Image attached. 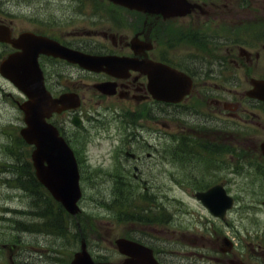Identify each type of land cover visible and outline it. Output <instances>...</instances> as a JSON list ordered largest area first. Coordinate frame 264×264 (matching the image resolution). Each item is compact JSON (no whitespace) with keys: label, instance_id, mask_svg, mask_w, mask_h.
<instances>
[{"label":"flooded vegetation","instance_id":"1","mask_svg":"<svg viewBox=\"0 0 264 264\" xmlns=\"http://www.w3.org/2000/svg\"><path fill=\"white\" fill-rule=\"evenodd\" d=\"M254 78L264 79V0H0L1 92L13 106L28 99L14 84L78 96L50 121L81 184L113 185L131 214L126 231L91 227L108 250L98 264H264V224L239 225L233 209L220 219L196 198L200 224L168 215L178 199L170 185L196 197L259 182L264 101L248 95ZM18 236L0 227V264L9 253L12 264H38L29 249L39 243ZM120 237L136 243L130 255Z\"/></svg>","mask_w":264,"mask_h":264},{"label":"water","instance_id":"2","mask_svg":"<svg viewBox=\"0 0 264 264\" xmlns=\"http://www.w3.org/2000/svg\"><path fill=\"white\" fill-rule=\"evenodd\" d=\"M261 92H264V84L258 85ZM33 88V87H32ZM32 93L31 101L26 104V120L28 127L23 131L29 142H34L38 145V149L34 152L35 164L38 166V175L42 182L54 193L69 211L75 213L78 210L77 200L80 197V188L75 179L63 178L60 170L48 172L41 170V165L44 160H50L52 155L62 157L63 162L67 161L66 149L52 150L51 145H64L63 141L58 137L55 128L46 122V116H49L51 111L59 109L57 104H49L43 102V92L41 90H28ZM264 97V93L261 95ZM70 180L67 182V180ZM85 250L76 255L73 264H92Z\"/></svg>","mask_w":264,"mask_h":264},{"label":"trees","instance_id":"3","mask_svg":"<svg viewBox=\"0 0 264 264\" xmlns=\"http://www.w3.org/2000/svg\"><path fill=\"white\" fill-rule=\"evenodd\" d=\"M27 174H25V178H21V180L24 182V185L26 188L31 189L32 191L36 188L39 189L40 195H41V207H43L45 212L42 214L44 216V219L46 220L42 226H44L45 231H49L48 233L51 232V230L56 229V231L59 232H65V225L64 223V214L62 213L61 210H57L56 214L49 208L51 207L52 199L48 197V192L44 189L43 186H41L37 180H34L35 178L33 177L34 175H31V172L29 171V167L26 168ZM46 194V195H45ZM37 202V201H36ZM49 206V207H48ZM52 208H53V203H52ZM48 210V212H47ZM57 219V221H56ZM42 220V219H41ZM57 223V225H56ZM42 224V223H41ZM56 226V227H55Z\"/></svg>","mask_w":264,"mask_h":264},{"label":"rangeland","instance_id":"4","mask_svg":"<svg viewBox=\"0 0 264 264\" xmlns=\"http://www.w3.org/2000/svg\"><path fill=\"white\" fill-rule=\"evenodd\" d=\"M2 158H3V154L0 153V162H4V161H5V160H2ZM261 183H262V182H261ZM240 186H241V185H240ZM245 186H248V185H245V184H244L243 187L245 188ZM255 187H257V189L264 190V186L261 187L260 182H259L258 185L255 186ZM107 188H108V186H99V188H97L96 185H92L91 188H90V190L87 192V198H86V201H84V205H85V207H87V208H89V209H92L96 214H97V210H105V211L107 212V214L110 213V212L108 211L107 208L103 207V206H102L101 204H99L95 199H92V197H91V195H90V194H93L95 198H100V197L102 196L103 193L107 192ZM7 190H8V186H7V185H3V184H2V181L0 180V196H1V194H7ZM236 190H239V186H237V185H233V191L236 192ZM243 193H247V192H246V191H243ZM16 194H17V193H16ZM247 194H248V193H247ZM247 196L249 197V195H247ZM2 202H3V200H1V198H0V204H1ZM17 202H18V201L15 200V201H13L12 203H13V205H16ZM189 202H190V199H189ZM189 204H190V206L192 205L191 202H190ZM105 216H106V215H104V216H102V217L104 218ZM189 216H190V215H188L187 217H189ZM98 223L101 224L102 222L98 221ZM49 242H50V238H48V240L45 241V243H44L43 246H44L45 248H48V244H49ZM63 248H64L65 252L68 251V248H67V247H63ZM49 254H51V253H49ZM56 254H57V253H55V254L53 255V257L56 256ZM63 256H65V255L63 254ZM43 257H45V260H47L48 263H49V261L55 263V262H54L55 260H53V259H49V255H47V256L44 255ZM56 264H57V263H56Z\"/></svg>","mask_w":264,"mask_h":264}]
</instances>
